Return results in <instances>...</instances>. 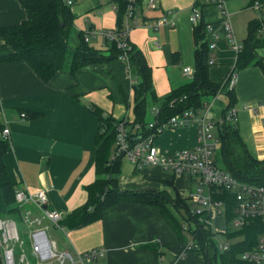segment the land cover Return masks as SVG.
Returning <instances> with one entry per match:
<instances>
[{
  "label": "crops",
  "instance_id": "obj_1",
  "mask_svg": "<svg viewBox=\"0 0 264 264\" xmlns=\"http://www.w3.org/2000/svg\"><path fill=\"white\" fill-rule=\"evenodd\" d=\"M117 1L77 0L70 6L73 16L71 33L92 32L88 45L109 54L113 40L104 38L103 33L123 28L125 24L124 16L122 23H118ZM158 1V8L149 9L141 0L137 10L143 8L144 15L137 17V24L127 36L128 44L141 52L151 70L153 95L147 96L150 113L148 117L145 113V121L153 118L151 109L154 105L191 81L196 64L194 28L202 26L201 33L206 41L209 38L206 25L217 24L216 30L221 37L213 51L208 79L221 86L229 74L235 73L234 88L223 90V94L229 97L228 92H232L238 133L249 153L257 160L264 159L263 34L256 31L253 34L263 41L253 49L255 60L261 64L252 62L237 68L251 23L264 24V0H226L233 36L242 45L237 53L218 26L223 19L217 7H202L201 20L194 26L188 20L193 0ZM254 2H259V11L253 8ZM166 11L173 16V27L150 30L142 25L144 19L154 20ZM232 18H240L236 28ZM26 19L27 11L18 0H0V30L16 27ZM11 52L12 48L0 33V134L3 129L9 130L8 148L3 156L9 180L15 191L33 193L44 190L47 208L59 212L64 218L89 203L90 191L94 196L101 187L106 188V183H111L109 176L105 179L97 174L99 123L94 110L113 120L134 119L133 84L127 73V63L114 57L82 66L73 73L66 67L50 80L43 81L27 62L2 59ZM185 67H189L192 73H184ZM225 106L220 98L218 107ZM196 144L195 125L167 129L155 140V145L163 153L191 149ZM112 177L120 191L141 194L142 198L113 203L104 208L98 218L81 226L74 227L63 221L64 227H57L65 237L61 248L48 233L59 251L76 260L78 255L91 249H102L103 256L90 264H206V250H187V245L196 241L193 234L196 220H190L188 215L182 219L180 214L181 208L186 212L192 208L191 195L199 189L205 190L198 179L186 173L175 175L158 166L135 169L123 159ZM169 190L173 193L170 194ZM152 195L162 198L166 211L144 199L153 198ZM1 198L3 200L0 192V201ZM17 207L20 208L18 215L11 213V217L4 218L14 220L17 216L26 238L22 222L24 208L33 214L38 211L33 204ZM4 208L8 213L5 202ZM228 219L227 214L212 219V238L217 234L228 238L225 233L229 229ZM14 221L18 227L17 220ZM184 223L186 228L177 232V224ZM26 248L29 249V245ZM28 253L30 255V251Z\"/></svg>",
  "mask_w": 264,
  "mask_h": 264
},
{
  "label": "built area",
  "instance_id": "obj_2",
  "mask_svg": "<svg viewBox=\"0 0 264 264\" xmlns=\"http://www.w3.org/2000/svg\"><path fill=\"white\" fill-rule=\"evenodd\" d=\"M76 1L62 0L69 7L74 5ZM126 1L123 28L103 33V37L106 39H120L117 46L123 51L120 57L125 60H127L126 51L129 49L127 36L133 24H137V16L143 15V8L138 13L139 4L137 0ZM144 3L145 8L156 9L159 7L158 0H144ZM209 5L219 9L223 20L218 26L229 40L231 48L236 53L240 52L242 45L233 36L226 9V0H193L189 9V22L194 26L198 25L202 17V7ZM253 8L259 11V2H254ZM142 25L150 30H157L161 26L173 27V16L169 11H166L154 20L144 19ZM216 28L217 24H209L206 25L205 29L209 36L206 41L210 49L208 60L210 65L213 63V51L221 37ZM256 32L264 35V24L260 23ZM90 36H92V32L85 33V41H88ZM183 72L191 74L192 70L185 67ZM127 73L132 84H136L135 79L130 74L128 64ZM235 82V73L229 74L221 82L217 93L211 96V101L205 100L201 108L185 110L168 117L165 121L158 119L159 110L157 107L151 109L153 118L145 121L146 126L144 127H140V125H133L132 127L131 125L132 128L130 129L128 122H133L132 119L119 120L115 127V140L110 160L126 159L135 169L147 165L158 166L175 175L186 173L190 177L198 179L205 190L199 189L190 196L192 208L187 212L188 218L195 219L198 227L212 233V219L216 215L227 214L229 225H231L225 232L228 238L216 245L221 253L229 251L232 245L242 240L236 235L237 232L248 224L254 223L257 231L256 243L254 246L242 250L238 254V258L248 264H264V185L240 181L214 163V152L219 147V139L216 134L217 125L223 120H228L237 125L236 108L234 106L219 108L216 107V104L219 102L223 90L230 91L234 88ZM243 108H246V105ZM198 114L200 115L198 116ZM24 115L22 114V116ZM262 121L264 123V115ZM189 125L196 126L197 144L195 147L175 149L163 153L155 145L157 136L165 130L183 128ZM8 133V129H3L0 137L7 140ZM15 201L20 207L33 204L38 213L33 214L30 209L24 208L22 222L24 223L26 238H21L19 228L14 220L0 218L1 264H90L103 256L102 249L94 248L78 255L77 259L74 260L68 254L58 250L55 242L49 238L47 227L49 225L59 227L58 223L62 216L57 211L43 208L47 205V195L44 190L38 189L33 193L25 190L15 191ZM181 228L185 229L186 223L181 224ZM27 245H29L33 263L27 258ZM198 248L196 241H191L187 245V250Z\"/></svg>",
  "mask_w": 264,
  "mask_h": 264
},
{
  "label": "trees",
  "instance_id": "obj_3",
  "mask_svg": "<svg viewBox=\"0 0 264 264\" xmlns=\"http://www.w3.org/2000/svg\"><path fill=\"white\" fill-rule=\"evenodd\" d=\"M18 1L27 11V19L16 27L0 30L5 43L12 48V52L2 59L27 62L43 81L50 80L63 68L67 67L73 73L82 66L103 62L114 57L119 58L123 53L117 46L118 41H120L119 38L113 40L109 46V54H105L103 51L88 45V41H85L84 32L72 34L71 21L73 16L70 7L65 5L62 0ZM137 1L140 7L141 0ZM117 2L118 23H122L127 1L118 0ZM256 24L251 23L250 33L238 58L237 68H243L252 62L261 64L260 61L255 60L253 52L255 46L263 43L261 39L253 35L260 26V22L258 25ZM118 29L121 28L118 27ZM201 29L202 26L198 25L193 31L196 64L191 81L174 90L170 95L160 100V103H154L156 104L154 107L156 106L159 110L158 119L160 121H165L168 117L185 110L201 108L204 98L216 94L220 89V83L214 84L208 79L210 49L208 42L203 40ZM126 56L130 74L136 81V84L132 85L134 119L133 122H128L129 128L131 129L133 125L144 127L146 126L144 116L147 96L153 95L151 70L139 50L130 46L126 51ZM231 94L232 92H228L230 103L226 108L234 106L231 101ZM94 112L99 123L96 138L97 174L105 179L109 176L111 183H106V188L101 187L94 196H92L93 191H90L89 203L62 218L58 223L61 227H64L63 221H67L74 227L87 224L98 218L103 209L113 203L142 198L141 194L120 191L112 177L122 161V159L114 161L109 159L115 140V127L119 120L105 117L97 109ZM216 134L219 139V147L214 152V163L240 181L264 185V159L257 160L249 153L238 133L237 125L228 120H223L217 125ZM7 148V141L0 137V192L7 210L18 215L20 208L15 205V189L9 180L3 161ZM108 149L109 154L107 156ZM97 184L100 182L97 181ZM142 195L145 197L144 194ZM152 196L153 198L144 199L166 211L162 198L159 199L156 195ZM228 200L230 201V199ZM194 226L193 234L199 247L194 250H206V264H245V262L240 261L238 254L256 243L257 231L254 223H250L236 233L243 239L232 245L229 251L220 253L212 241V233L202 230L195 223ZM176 228L177 232H181V224H177Z\"/></svg>",
  "mask_w": 264,
  "mask_h": 264
},
{
  "label": "rangeland",
  "instance_id": "obj_4",
  "mask_svg": "<svg viewBox=\"0 0 264 264\" xmlns=\"http://www.w3.org/2000/svg\"><path fill=\"white\" fill-rule=\"evenodd\" d=\"M148 10H146V12H147ZM249 13H250V11H248ZM138 13H140V10H138ZM143 15H144V13H143ZM141 15H139V16H137V17H140ZM232 23L234 24V27L236 28V26L237 25H239V23H240V18H238V20H236V18H232ZM133 25H135V24H133ZM233 27V28H234ZM234 28V34H235V36H237L238 34H237V31H236V29ZM151 35H155V32H151ZM237 38V37H236ZM191 41H192V37H191ZM128 43V42H127ZM128 46L130 47V45L128 44ZM124 61H126V63L128 64V61L127 60H125V59H123ZM228 96H225L224 94H222L221 95V97L220 98H222V105H228L229 103H230V98L228 97ZM204 100H207V101H211L212 100V98H211V96H208V97H205L204 98ZM219 106V102L216 104V107H218ZM226 107V106H225ZM150 111V107H149V104H148V102H147V106H146V116L148 117V115H149V112ZM200 114H198V116H199ZM157 139V138H156ZM123 161H126V159H123ZM169 193L170 194H172L173 192L171 191V190H169ZM3 205V206H2ZM15 205H17L16 203H15ZM7 211H6V208H4V202H3V200H2V198H1V201H0V218H4V217H6V216H10L11 215V213L8 211V213H6ZM180 214L181 215H183V218L182 219H184V217L185 216H187V212L186 211H184V209H180ZM180 215V216H181ZM11 217V216H10ZM16 218V219H15ZM14 220H17V222H18V227H19V229H20V233H21V238H24L23 237V232H22V225H21V222L19 221V218L17 217V216H15L14 218H13ZM184 221H186L187 223H188V220H184ZM190 222V221H189ZM231 225H229V227H230ZM47 233H49V235L51 236V238H53V239H55V241L57 242V244H58V246L60 247L61 245H62V243H64V239H65V237H64V234L62 233V231H60L59 230V228H57L56 226H54L53 225V227L52 228H50L48 231H47ZM239 239H243L242 238V236H239ZM226 240V235H221V234H217L216 235V237L215 238H213V242H214V244L215 245H219V243H221V242H224ZM230 240H231V238H230ZM61 248V247H60ZM28 251H29V249H26V253H27V258L31 261V263H33V260H32V257L29 255V253H28ZM220 252V251H219ZM221 253V252H220ZM0 261H1V255H0ZM0 264H1V262H0ZM245 264H247V263H245Z\"/></svg>",
  "mask_w": 264,
  "mask_h": 264
},
{
  "label": "water",
  "instance_id": "obj_5",
  "mask_svg": "<svg viewBox=\"0 0 264 264\" xmlns=\"http://www.w3.org/2000/svg\"><path fill=\"white\" fill-rule=\"evenodd\" d=\"M43 208H44V209L47 208V205H45Z\"/></svg>",
  "mask_w": 264,
  "mask_h": 264
}]
</instances>
